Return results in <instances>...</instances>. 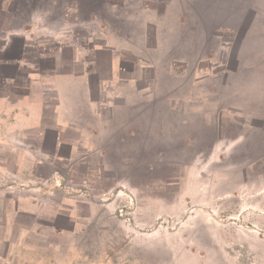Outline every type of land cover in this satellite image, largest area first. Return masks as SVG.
<instances>
[{
  "label": "rangeland",
  "instance_id": "374dc122",
  "mask_svg": "<svg viewBox=\"0 0 264 264\" xmlns=\"http://www.w3.org/2000/svg\"><path fill=\"white\" fill-rule=\"evenodd\" d=\"M167 1L0 0V264H264V0Z\"/></svg>",
  "mask_w": 264,
  "mask_h": 264
},
{
  "label": "crops",
  "instance_id": "0c3cea01",
  "mask_svg": "<svg viewBox=\"0 0 264 264\" xmlns=\"http://www.w3.org/2000/svg\"><path fill=\"white\" fill-rule=\"evenodd\" d=\"M192 0H168L167 1V4L165 6V10L164 11H159L157 10L156 8H150V7H142L141 9H145V11L151 16L149 18L150 21H152L151 23H154V14L155 13H159L161 15H163V18H167L163 21H167L170 19V17H173L174 15L177 16L178 20L179 21H187L189 22L190 20H192L193 22H196V19L195 17L198 16V12H197V9H187V2H191ZM210 2L209 1H205V4H209ZM179 7V8H182L183 10L180 11L179 9L178 10H175V7ZM176 13V14H175ZM153 16V17H152ZM157 19V18H155ZM156 27V26H155ZM163 31L162 30L160 32V28H156L155 30V37H156V44H157V48H155L157 54L160 53V51H158V49L160 47L163 46V41H162V36H163ZM202 32V33H201ZM195 33V31L191 32L189 35L187 34H184V35H181V36H190V35H193ZM198 33L200 34H206L205 31L203 30H198ZM169 34H172V31L168 30V35ZM139 37V36H138ZM193 40H188V41H184L183 42V45L184 46H181V47H184L185 50L182 51L180 53V55H178V59L179 61L181 60H185L186 58L189 60H195V55H196V52L195 51V47H196V43L195 42H191ZM139 44L137 45V42L134 44H128L127 42V47H126V51L133 54V55H141V53H143L147 48V41L144 39V40H140L139 39ZM204 42V43H203ZM201 41L199 44H198V48L201 47L202 48V51L205 52V41ZM163 49V48H162ZM200 50V48H199ZM147 51V50H146ZM200 52V51H199ZM173 60L175 59V55H173ZM137 62L139 63L141 61V58L140 56H138V58H136ZM153 62H158L159 60V56L158 55H155L154 56V59H151ZM141 63V62H140ZM158 65V64H157ZM158 67V66H157ZM115 75H118V76H121L119 73L118 74H115ZM123 77L121 76L120 78H117L118 80L120 79V81L118 82L117 79H115V81H111L110 82V88L113 92H116L117 94H122L124 92V97L125 99H127V101H131V100H135L136 97H140V99L144 98L146 99L147 98V95H148V92H147V84H144L143 87H139V84H141L140 82L141 81H135L134 79H131V77H129L127 80H124L122 79ZM87 82V81H86ZM85 81H83V83H86ZM142 85V84H141ZM125 92H128V94H125ZM132 97L133 99L129 98ZM128 113V112H127ZM130 115L132 112H129ZM1 211V210H0ZM2 212V211H1ZM2 213H0V217H1Z\"/></svg>",
  "mask_w": 264,
  "mask_h": 264
}]
</instances>
